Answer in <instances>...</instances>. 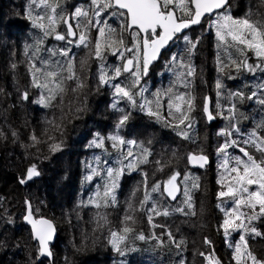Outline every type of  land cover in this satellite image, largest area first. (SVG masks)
Wrapping results in <instances>:
<instances>
[{"label": "snow or ice", "instance_id": "obj_1", "mask_svg": "<svg viewBox=\"0 0 264 264\" xmlns=\"http://www.w3.org/2000/svg\"><path fill=\"white\" fill-rule=\"evenodd\" d=\"M234 5L235 0H82L67 6L59 0H26L7 17L0 16V34H6L15 26L28 30L23 53L30 77L29 88L39 95L32 99L29 88L22 91L17 88L18 101H27L42 109L59 110L58 117L55 111L51 119L45 117L44 139L38 138L35 132L29 137L31 147L43 144L47 151L41 157L37 147L33 160L16 178L18 185L28 186L29 182H35L44 174L41 165L63 153L67 124L81 119L89 111L92 85L96 94L106 92L110 97L103 115L105 120L111 115L110 127L93 131L85 145L99 153L94 152L91 159L82 162L86 171L82 185L96 181L95 187L87 200L77 201L73 211L77 212L78 219H82L80 210L96 209V228L93 229L96 232L108 222L106 210L118 206L120 193L130 180L133 181L125 199L127 208L121 226L117 230H108L107 243L122 258L119 264H125L123 258L127 256V250L121 245L128 234L135 231L137 213L146 215L153 229L163 227L153 223L156 216L168 217L173 212L195 215L191 193L200 188V177H194L187 169H206L211 161L203 142H198L193 132L198 123L209 125L217 119L224 120L225 125L216 132L219 138L217 159L222 161L217 167L223 170L216 181L220 189L216 195L218 200L230 199L232 202L231 207L217 205L223 213L217 231L222 232L225 245L232 250L229 264H264V255L255 254L247 239L264 236L257 226V222L264 225V119L256 122L250 131H243L239 127L240 120L247 117L238 108L245 99L254 100L264 108V83L258 84L250 95L241 90L232 91L225 83V78L235 79L233 70L253 75L258 71L264 73V13L255 20L251 10L239 17L233 14ZM70 20H76L75 26ZM59 23L65 25L63 30H58ZM205 32L214 35L218 52L221 47L235 48L238 54L236 57L229 54L227 62L217 55V75L212 85L214 103L212 96L203 91L198 103L194 92L197 80L207 85L203 66L195 63L202 50ZM49 38L63 43L58 47H46ZM12 43L15 47L16 42ZM74 49L87 50V55L79 59L78 68ZM249 53L255 57L254 63L249 62ZM109 56L114 58V63H108ZM90 60L97 65L91 80L88 74ZM161 62L169 83L157 87L152 81ZM10 69L15 73V61L10 63ZM69 93L71 98L66 105ZM222 101H227V106ZM144 118L151 123L139 126L134 123ZM156 125L195 147L183 155L185 170L169 169L166 180L152 179L150 183V177L164 171L161 159H157L154 152L156 133L149 131ZM11 136L15 140L17 133L12 131ZM0 137L7 138V133L0 131ZM249 146L255 148L259 158L247 150ZM230 148L238 149L243 157L230 156ZM172 158L181 159L175 150ZM150 164L154 166L152 173L145 167ZM181 176L183 200L170 211L163 201L177 200ZM8 203L6 198L0 197V229H3L0 231V249L9 246L20 249L19 241L11 244L10 233L16 229L17 217L6 206ZM44 207L42 201L34 206L31 199H24L20 218L29 226V243L23 245L25 258L21 264H56L57 225L54 218L42 214ZM102 210L105 211L102 213ZM233 233H238L239 238L234 239ZM164 235L169 247L176 249V264H187L183 256V237L176 240L168 231L160 236L153 233L147 239L163 247ZM136 238L146 239L142 232ZM87 239L83 237L79 244L73 241L74 251L87 252ZM203 243L208 246V251H200L198 255L203 257L204 264H223L215 254L214 241L204 237ZM95 245L96 239L92 238L91 246L94 248ZM64 264H72L68 256L64 257Z\"/></svg>", "mask_w": 264, "mask_h": 264}, {"label": "trees", "instance_id": "obj_2", "mask_svg": "<svg viewBox=\"0 0 264 264\" xmlns=\"http://www.w3.org/2000/svg\"><path fill=\"white\" fill-rule=\"evenodd\" d=\"M52 2H56V0H52ZM59 2L65 6L70 3L69 0H59ZM25 3L26 0L1 1L0 16L7 17L12 10L19 8ZM243 3L248 4V7L245 8V14L251 10L253 20L257 19L259 14L264 13V0H243ZM61 27L63 26L59 25L58 30H63L59 29ZM27 31V29H22L20 26H15L6 34H0V89H2L0 91V131L7 133V138L0 137V197H4L6 201L10 202L6 206L11 208L17 217L16 229L10 233L12 237L11 244L14 245L19 241L21 245L20 249L12 246L0 249V264H21L25 258L23 245L29 243V227L20 218L25 198L31 199L34 206L42 201L46 206L42 214L46 217L54 218L56 222L59 232L58 240L54 245L56 264H64L65 256H68L72 264H114V261L115 264H119L122 258L112 251L107 240L109 228L117 230L121 226L120 222L127 208L125 201L120 200L116 208L106 210L108 222L96 232H93V229L96 228L94 221L96 209L86 207L80 210L79 217H82V219H78L77 212L73 211L78 200L81 198L87 200L89 196L86 189L87 183L82 185V178L86 173L82 162L87 159L89 150H93L85 148V145L91 139V133L97 130L96 126L100 123L99 119L101 118L100 115L95 116L91 112L93 109L95 113L101 107L96 105L93 100L95 94H89V111L83 114L81 119L75 120L74 124H67L64 137L66 147L63 153H58L50 161H45L41 165L44 174L36 179L35 182H29L28 186H20L16 182L19 173L33 160V154L37 152V147L41 150V157L47 151L43 144L31 147L32 142L29 137L35 132L38 138L44 139L42 133L45 128V117L51 119L54 111L56 116H59L58 109H42L27 101L22 103L18 101L16 89L19 88L22 91L25 88H29L30 77L27 73V65L23 53V42L27 38ZM12 42H16L15 47ZM28 42L31 43V40L29 39ZM61 43L63 42H57L49 38L45 42V46L58 47ZM13 51L16 52L15 56L12 55ZM74 51L76 53L77 49ZM229 54L233 57L238 55L235 48L225 49L221 47L218 52L215 37L209 36L206 46L202 47L195 61L197 65L203 66L204 80L207 81V85H202L197 80V87L212 88L213 81L217 75V55L227 62ZM248 55L251 54L249 53ZM250 58L251 56H249V62ZM13 61L17 63L15 73L10 69V63ZM251 61L254 63L255 58ZM89 64L90 67L88 69L90 70L88 74L90 77L91 73L95 72L97 65L93 61H90ZM232 74L235 79L228 80L225 78V83L227 86L231 84V87L236 88V90L244 91L245 95H250L251 90H254L258 84L264 83V73L259 71L253 75L247 71L236 73L233 70ZM14 76L15 79L13 78ZM163 85H165V81ZM29 92L32 99H36L39 95L35 89L29 88ZM212 97L214 101V93ZM70 98L71 93L66 98V105ZM238 108L247 117L240 120L239 127L243 131H250L256 122L264 119V108L262 109L254 100L245 99L243 103L238 104ZM143 121H145V118ZM222 121L224 126L225 121ZM154 129L156 135L158 134L160 145L162 146L165 143L164 147L168 156L166 159L163 154L158 155L157 159H161L164 171L157 172L154 178L150 177V183L152 179L160 181H163L164 178L166 179L169 169L185 170L183 155L186 151L195 147V145L187 141L182 142L174 133L160 125H156ZM12 131L17 133L15 140L11 136ZM87 136L88 139L83 142ZM190 144L191 147L187 148V145ZM178 148H180L179 151ZM174 150L181 159L175 160L172 158ZM169 161L171 162L169 163ZM146 170L152 173L154 168L150 164L146 166ZM187 170L194 177H200V188L198 190L193 189L191 193L195 215L184 216L178 212H173L168 217L156 216L154 219L161 218L163 220L159 222V225L163 227L158 226L153 229L152 225H150L147 232L135 226V231L129 233L127 239L121 245L122 247L126 246L127 250V256L123 258L125 264H176V249L175 247H169L166 235L162 237L165 242L163 247L157 246L154 240L147 239L153 233L160 236L162 232L166 233L168 231L173 233L176 240H180L181 237L184 238L183 256L187 264H204L203 257L198 255L200 251H208V246L203 243L204 237L214 241V248L217 249L215 252L220 255L223 264H229L232 250L225 245L222 232L217 231L218 223L222 220L223 215H220V208L217 206L216 194L219 191V186L216 183L218 175L214 170V163L212 161V164L203 170H196L190 167ZM205 171H207L206 175ZM132 183L133 181H131ZM163 204L169 207L171 211V209H174L171 207H174L176 203L164 200ZM201 208H203V212H201ZM103 211L105 210H102V213ZM140 216L147 220L146 215ZM257 226L264 232V225L257 222ZM179 230L181 231L179 232ZM0 231H3V229H0ZM141 232L145 235V240L136 238ZM68 236L71 241L70 245H72L73 241L79 244L83 237H87L89 250L85 253H77L74 251L73 246L72 250H68L65 242V238ZM92 238L96 239L94 248L91 246ZM247 239L250 249L255 254L264 255V236L255 238L249 236ZM231 264H234V262H231Z\"/></svg>", "mask_w": 264, "mask_h": 264}, {"label": "rangeland", "instance_id": "obj_3", "mask_svg": "<svg viewBox=\"0 0 264 264\" xmlns=\"http://www.w3.org/2000/svg\"><path fill=\"white\" fill-rule=\"evenodd\" d=\"M1 1H3V0H0V9H2V7H1ZM69 1H70V3H68V5L75 4L76 3V0H69ZM247 7H248V4L247 3H243V0H235V5L233 7V14L236 15V16H239V17H244L245 16V12H246L245 8H247ZM70 23H72L73 26H75L76 20H70ZM59 25H62L65 28V25H63L62 23H59L58 24V27H59ZM205 27H207V26H205ZM199 32H200V29H197V34H199ZM213 37H214V35L212 36V38ZM208 38H209V34L207 32H205V40L203 42V46H206L207 41H208ZM222 48H224V47H222ZM76 55H77V68H78L79 67L78 61H79L80 58H83V57H85L87 55V50L86 49H82V52H81V49L80 50L77 49ZM249 56H251L250 63H252L251 60L253 58H255V57L252 56V55H249ZM90 61H92V60H90ZM89 70L90 69H88V72H89ZM159 72H161L160 77H159ZM164 81H165V86H166L168 84V82H169V76L167 75V71L164 68L163 63L161 62L160 65L156 68V74L154 75L152 82H154V83L156 82L155 85L157 87H159V86L163 85ZM152 82H150V83H152ZM228 87L232 91H236V88H232L231 87V84H229ZM195 89H196V92H195ZM201 91H203L206 94H210L211 96H213V93H214V91H212V88L205 89V88L197 87V85L195 83L194 92H195V94H197V97H198L197 102L198 103H199V94L201 93ZM222 102L227 106V104H228L227 101H222ZM213 103H214V101H213ZM75 122L76 121L73 120L70 123V125L74 124ZM134 123H136L139 126V125L147 124V123H150V122L147 120V118H145V121H143V120H137V121H134ZM222 127H223V121L221 119H217L216 121H214L212 124H209V125H205L204 122H200V123H198L195 126L194 134H193L194 137H197L198 138V142L199 141H202L203 142V145L202 146L208 152V154H209V156L211 158V164H212V161H213V163H214V170L217 173L218 177H219V174L223 170L222 169H219L217 167V164L219 162H222V161H218V159H217L216 145H217V143L219 141V138L217 137L216 132H217V130L219 128H222ZM149 131H155V129H149ZM164 144L162 146L160 145V143L158 141V134H157L156 135V142L154 143V152L157 154V157L156 158H158V155L159 154H163L164 157L167 159L168 154L166 152V148L164 147ZM188 147H191V144L190 145H187V148ZM179 150H180V148H178V151ZM247 150H249L250 153H252L253 155H255L257 158H259V155L260 154L258 152H256L255 148L248 147ZM228 151H229L230 156H232V157L238 156V155L241 156V157H243V154L240 153L238 149H231L230 148ZM94 152L98 154L99 153V150L98 151L89 150V155H88V157H87L86 160L91 159L92 156H93V154H94ZM151 167L154 168L153 165H151ZM205 172H206L205 173V175H206L207 174V171H205ZM85 175H86V173H85ZM166 179L164 178V180H166ZM227 179L228 178L226 177L225 182H227ZM182 181H183V176L180 179V182H181L180 183V186H181V190L183 192V183H182ZM95 183H96V181H93V183H91V184H88V183L86 184L87 195H89L94 190ZM130 185H131V180L128 182V184L123 189V190H126V192H123L122 191L120 193V195H119V201L120 200L125 201V199H126V197L128 195L129 189H130ZM124 195H126V196H124ZM182 200H183V195L181 194V196H179L178 200L175 202L176 204L174 205V207L172 206L171 208H175L178 204L181 203ZM217 203L218 204H221L223 207H231L232 206V202H231L230 199H226L225 201H221V200H218L217 199ZM219 213H220V215L221 214L223 215V213L221 212V210H220ZM137 216H138L139 219L137 220L136 226L138 228L144 229L146 232L149 231L148 228H150V224L148 223V221L145 220V219H143L144 217L142 218L139 215V213H137ZM161 221H163L161 218H157V219H154L153 220V223L159 225L160 224L159 222H161ZM180 231L181 230H179V232ZM232 237L234 239H238L239 238V234L238 233H233L232 234ZM65 242L67 243L68 250H72V245H70V242L71 241H70V237L69 236L65 238ZM256 249H257V247H256ZM215 251H217V249H215ZM215 254H216V256H218L221 259L220 255L217 252H215Z\"/></svg>", "mask_w": 264, "mask_h": 264}, {"label": "flooded vegetation", "instance_id": "obj_4", "mask_svg": "<svg viewBox=\"0 0 264 264\" xmlns=\"http://www.w3.org/2000/svg\"><path fill=\"white\" fill-rule=\"evenodd\" d=\"M82 1L76 0V4L81 3ZM59 29H64V27H61ZM199 29V28H197ZM112 58V57H111ZM109 58V64L114 63V58ZM161 72H159V77H160ZM158 77V78H159ZM89 80H91V76L89 77ZM156 83V82H155ZM90 94H95V98L93 99L95 101L96 105H100L101 107H99L95 113L94 110L92 109L91 112L95 115L98 116L100 115L101 118L99 119L100 123L96 126V129H107L108 127H110L111 125V115L109 114V119L105 120L103 119V115L105 114V109L107 107V104L110 103V97L108 95V93L104 92L102 94H96L94 91V85H92V91L90 92ZM88 139V136L84 138L83 142L85 140ZM123 192H126V190H123Z\"/></svg>", "mask_w": 264, "mask_h": 264}, {"label": "water", "instance_id": "obj_5", "mask_svg": "<svg viewBox=\"0 0 264 264\" xmlns=\"http://www.w3.org/2000/svg\"><path fill=\"white\" fill-rule=\"evenodd\" d=\"M79 1H82V0H79ZM210 161H211V158H210ZM210 165H211V163H210ZM209 167V166H208ZM196 170H203V169H196ZM180 179H181V177L179 178V181H180ZM180 193H181V186H180ZM180 193H178V196H177V200H178V198H179V196H180ZM176 200V201H177ZM171 203H175L176 201H171V200H169ZM27 226V225H26ZM29 227V226H28ZM58 236H59V232H58V229H57V236H56V240H55V242H54V245H55V243H56V241L58 240Z\"/></svg>", "mask_w": 264, "mask_h": 264}, {"label": "bare ground", "instance_id": "obj_6", "mask_svg": "<svg viewBox=\"0 0 264 264\" xmlns=\"http://www.w3.org/2000/svg\"><path fill=\"white\" fill-rule=\"evenodd\" d=\"M89 117V116H88ZM161 135V134H160Z\"/></svg>", "mask_w": 264, "mask_h": 264}]
</instances>
